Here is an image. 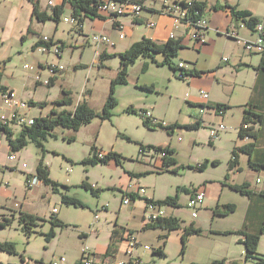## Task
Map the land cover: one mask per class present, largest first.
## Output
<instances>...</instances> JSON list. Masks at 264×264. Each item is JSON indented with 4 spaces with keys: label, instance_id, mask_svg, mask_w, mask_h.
<instances>
[{
    "label": "rangeland",
    "instance_id": "374dc122",
    "mask_svg": "<svg viewBox=\"0 0 264 264\" xmlns=\"http://www.w3.org/2000/svg\"><path fill=\"white\" fill-rule=\"evenodd\" d=\"M28 1L0 0V36L2 30L8 29L4 36L5 40L0 43V62L4 64L6 60L7 63L3 70L2 82L14 87L26 100L29 101V98L37 100L34 102L38 104L31 108L32 115H49L53 107L58 111L70 108L56 103L57 99L63 97L64 89L73 91L75 105L83 100L86 89L91 90L90 95H86L85 98L97 113H101L111 90V82L118 75L120 57L112 55L101 64V54L107 53L103 48L108 45L90 41L88 35L79 34L72 23L56 22L52 19L38 22L39 20L34 18L33 31L26 32L32 16V7L26 3ZM47 1L43 0V3ZM48 10L52 16L51 8ZM67 15H72L69 10ZM141 19L142 15L137 21L132 18L133 25H136L133 33L128 29L124 32L120 21L113 23L115 27L116 25L122 27H119V31L126 34V37L120 40L117 36L118 32L110 29L111 37L117 43L115 47L109 44L111 46L109 51L114 52L107 54L124 52L131 47L132 40L142 39L145 31L143 23L149 20L143 22ZM93 21L95 19H88L84 25L85 33L89 35L93 31L101 30L103 23V27L110 28L111 25L102 19L96 20L95 24ZM43 35L62 46L61 57L37 47L39 37ZM223 55L229 56V53L224 52ZM198 56L193 46H187L179 51L174 61L176 64L181 61L190 62V65H187L190 69ZM156 59L161 62L163 57L159 53ZM147 61L150 64L145 69L143 66ZM47 63L64 66V70L54 76L56 78L53 85L45 84L46 79L51 77L46 68ZM38 78H41L42 83ZM128 78L127 84H117L115 87L114 95L118 104L112 109L111 119L103 120L97 116L91 123L83 125L79 131L57 127L56 135L49 136L44 141L45 152L33 142L21 151L12 152L6 136L0 137V189L2 190L0 242L10 241L14 243L16 249L15 253L0 250V264H51L61 256L67 257L65 264H76L77 259L81 258L82 248L85 245L104 255L102 252L110 243L113 229L116 228L120 232L116 237L119 239L122 236V229L129 224H134L133 227L139 229L137 224L140 222V217L133 218L131 209L136 207L137 211L143 212L144 199L136 201L135 204L133 202L132 208L122 203L124 199L122 188H126L130 182L129 172L140 173L133 178L132 184H140L147 188V196L154 200H165L168 196L179 194L178 202L181 207L176 209L175 213L182 220V225L195 224L203 229L193 241L188 240L183 254L180 231L170 233L164 246V255L138 249L144 261H149L151 264H213L214 258H220V261L227 263L225 257H241L243 246L238 243L239 237L236 234L215 236L212 233L246 228L243 221L247 215L245 211L249 199L225 186L229 162L233 157L236 142L240 141L238 132L243 125L242 109L236 107L228 112L225 119L223 118L226 129L221 130L218 137L212 139L207 127L196 130L184 126L195 120L199 109L192 102L197 89L204 87L201 85L206 82V78L196 79L195 75H189L186 79H181L179 71H173L169 65L153 62L150 57H141L136 63L131 64L128 67ZM219 90L221 87L216 88V91ZM130 107H133L137 113L128 112L127 109ZM146 110L152 115V125H156L153 123L155 119L158 123L166 125L179 123V125L173 133L162 127L152 125L148 127L142 115V111ZM216 123L220 124L219 121ZM20 129L19 126L13 127L15 135H18ZM247 136H249L248 140L252 138L250 135ZM142 145L145 146L144 152L141 151ZM149 145L173 147L181 169L178 172L165 171L166 167L159 152L148 148ZM93 146L105 153L117 152L121 155L122 164L118 165L114 159L106 164L82 163L83 158L92 155ZM10 153L17 155L19 159L12 160L9 157ZM41 158L50 176L59 186L56 190L51 185L40 184L42 192L33 197L28 190L27 177L37 174ZM25 162L27 166L23 165ZM201 164H205L203 169H195ZM263 174L264 172L259 174L261 178ZM256 177L257 174H253L250 168H246L240 174L241 182L244 178H249L255 184ZM85 180L94 187H100L99 194L96 195L86 189L82 185ZM209 183H213L212 193L218 194L221 187L224 189L220 206L215 207L216 199L213 198L211 204L209 203L212 206L209 209L213 212L204 209L200 211V216L193 218L191 210L185 207L189 200L188 196L179 189L182 187L191 189ZM234 185L236 184H231L232 187ZM64 193L77 197L84 206L65 203L62 200ZM16 201L23 202L25 214H35L41 218L32 227L30 234L27 233L25 224L20 219L21 211L14 208ZM105 204L107 210L102 211L100 219L95 222L96 209ZM226 204H235L236 213L225 216L223 211ZM167 206L169 212L174 211V206ZM54 208L58 213H53ZM53 218H58L66 226H56L55 237L48 241L45 234L51 229ZM153 230H144V241L156 245L159 238L157 233L161 229ZM81 233H85L86 238L81 237ZM116 238H114L115 242H117ZM260 242L258 250L264 253V236L260 238ZM119 245L120 243L117 244L118 247Z\"/></svg>",
    "mask_w": 264,
    "mask_h": 264
},
{
    "label": "crops",
    "instance_id": "0c3cea01",
    "mask_svg": "<svg viewBox=\"0 0 264 264\" xmlns=\"http://www.w3.org/2000/svg\"><path fill=\"white\" fill-rule=\"evenodd\" d=\"M31 0H29L26 3H29L32 7V16L29 19V24L27 26L26 32L33 31L34 26V4L37 3L41 11H46L48 15L49 8H51L52 16L54 15L55 6L63 5L64 10L62 13V16L60 17V21H62L63 17L69 16L67 15V10L70 11L71 14L74 13V6L72 5L71 1L66 0H48L45 4L43 3V0L37 1L35 3H31ZM49 1L56 4L55 6H51L49 4ZM207 2V5L205 7V14L207 16L208 20V28H207V35H206V42L203 44L196 43L191 38V31L188 27L180 26L177 27L175 24V21L171 16H168L164 13H160V8L162 7V4L165 2V0H145V9L142 12V19L141 21L146 22L147 20L154 21L156 25L154 27L147 26L145 23V31L142 34V38L144 36L150 37L152 40H155L157 42H167L170 38V34L172 32L176 33V38H181L182 43L185 45V48L187 46H193V48L196 49V52L199 54L196 62L192 63V67H190V70L196 69L198 71H201L202 73L199 76H195L196 79H204L206 78V82H203L199 90L197 89V94L194 96V100L192 103L196 104L198 106L197 114L195 115V120H192L189 122V124H199L200 126L198 128H194L196 130L200 129L201 127H207L210 130L218 126L219 124L216 122H223V118L227 116V113L230 111H233L236 107H239L242 109V119L244 121V116L247 111L254 112V114H259L263 116V121H255V118L253 117L250 121V125L252 129L254 130V133L257 134V137H252L251 139H241L240 141L236 142L235 149L237 147H241L247 144H253V147H251V151H238V157L237 162L234 166H231V161L229 162V172L226 177V187H230L231 190L236 191L238 194H240L243 197H246L249 199V202L247 204V208L245 211V214H247L244 217L243 225L246 224L245 229L251 233L259 232L261 225L264 223V195L262 194V191H264V174L263 178L260 177V173L264 172V168L261 167L262 164H264V54L259 55L256 53H249L243 45L238 43L233 38H228L226 36L225 31L228 29L235 27L237 28L239 34L243 38L247 37H253V32L248 27H241L242 19L244 17L241 16H235L231 9L227 7L226 4H229L236 8V10H242V11H248L252 16L257 17L260 20H264V0H204ZM222 5L219 8H215L216 5ZM65 14V15H64ZM82 15V12L80 13ZM79 14V15H80ZM102 16V15H101ZM105 17V16H104ZM131 16H126L119 18V21L121 23V26L123 27L124 32L128 29L130 33H133L135 31V26L132 23ZM88 19H95L96 20H104L108 22L110 25L108 27H103L104 23L102 25L101 30H97L100 32H105L109 37H111V31L116 30L117 36L119 37V27L115 25L107 18H91L90 16H86L83 14V22L84 25L88 21ZM59 21V22H60ZM95 21L94 24H95ZM38 22H41L40 20ZM29 27L31 28V31H29ZM95 27V26H94ZM8 29H4L1 31L0 36V43L5 40L4 36L6 35ZM97 31H93L92 33H95ZM91 33V34H92ZM21 34H23V31H21ZM83 36L89 35L88 33H85V30L82 34ZM126 37V34H125ZM125 37L123 39H125ZM112 39V37H111ZM120 39V40H123ZM40 41V37L38 42ZM114 44H110L112 47L116 46V41L112 39ZM137 40H132L131 45L136 42ZM139 41V40H138ZM86 42V41H85ZM89 41H87L88 43ZM108 47L103 48L107 53H113L114 51L109 49L111 46L109 44ZM183 48L182 50H184ZM224 52L229 53V56H224ZM228 58V60H225L224 58ZM11 58V57H10ZM10 60V59H9ZM7 60V61H9ZM187 63V62H186ZM6 60L4 61V64L0 62V70H5L6 68ZM187 65H190V62L187 63ZM186 69L189 70L187 68ZM40 78H38V81ZM42 83V81H41ZM205 83V84H204ZM5 86H8L10 89H14V87H11L3 82ZM221 87V90L216 91V88ZM15 90V89H14ZM202 91H205L209 94V96L205 97L202 93ZM31 101H37L34 98H29V102ZM38 103V102H36ZM217 103L224 104L225 110L222 108L219 110L216 107ZM192 104V105H194ZM195 106V105H194ZM197 109V108H196ZM39 116V115H36ZM225 124V123H224ZM242 127V126H240ZM183 128V127H181ZM240 129V128H239ZM21 130V129H20ZM19 133V132H18ZM239 134V132H238ZM246 168H250V171L257 174L255 184L252 183L253 180L249 178H244L241 182L240 180V174H242ZM129 184L126 186V188H122L123 192H128V187L132 184V180L134 177L129 174ZM231 184H237V185H244L249 184V189L251 190V195L243 194L236 189L232 188ZM41 185H44L43 183ZM92 185V184H91ZM141 186V185H140ZM213 186V183H209L202 185V187L205 189L206 192V199L203 202L202 207L198 211V215L193 217L197 218L200 216L201 210H206L207 212H213L211 208L212 206L211 201L212 199H216L214 201L215 207L220 206V202L222 200L221 196L223 195L224 189L221 187L220 193H212L211 188ZM186 190L184 191L186 195L188 196V199L190 197L191 189L188 187H185ZM30 191V194L36 196L40 191L41 187L40 185L28 189ZM42 192V191H41ZM131 193V192H130ZM2 190L0 189V201L2 198ZM133 195V194H132ZM136 199H131V203L128 205L130 208L133 207L134 204L137 203L136 201L150 197L147 196V188H146V194H134ZM124 198V195H123ZM152 198V197H151ZM179 198V194H178ZM180 199V198H179ZM189 201V200H188ZM178 205L174 206V211H168L171 216H176V218L180 219L178 215H176L175 211L176 209H179L181 206H179V202L177 201ZM210 203V204H209ZM18 204V205H17ZM173 206V205H172ZM185 207L187 209H190L187 207V203L185 204ZM14 208L16 210H20V216L22 213H24V204L23 202L16 201L14 204ZM171 209V208H170ZM191 210V209H190ZM237 211V207L234 211L231 213L225 215L230 216L232 214H235ZM133 218L140 217V222L138 225L139 229H136V227H133L134 224H129L128 227L131 231L135 232L139 239L146 243L144 240V230H150L154 229L153 231L160 230L157 233V236L159 237L157 239V244H150L154 248L160 249L164 251L165 254V248L168 237L171 232L173 231H180L182 235L183 228L181 229H174L172 231H169L168 229H164L160 227H146V223L144 221V214H145V204L142 211H137L136 207H133L131 209ZM215 213V212H214ZM4 214V212H3ZM5 215V214H4ZM216 216V214H213ZM221 215V214H219ZM223 216V215H221ZM8 218V216H5ZM181 220V219H180ZM182 223V220H181ZM196 223V221H195ZM199 226V225H197ZM239 229V230H242ZM237 230V231H239ZM236 231V230H231ZM123 232L124 229H122V236L121 239L116 238L117 242H114L115 244L112 246L111 250L108 251L109 244L113 241L112 234L110 235V243L106 245V249L102 254L104 256H111V262L120 260V259H128V254L125 252L126 249V241L123 239ZM227 232V231H225ZM221 231H215L212 233V235L215 236H226V235H232L236 233H225ZM85 233H81L83 235ZM120 234V232H119ZM167 235V237H165ZM200 234H194L190 236L189 239L193 241V238L196 236H199ZM239 237L238 243L243 246L241 250V257L235 258L233 257H225L227 260V263H223L220 261V258H214L213 264H231L233 260L237 261V264H254L257 262V260L253 259H247L246 255L243 254L245 245L243 244L244 236L240 234H236ZM264 234L261 235L263 237ZM86 238V235H85ZM182 242V240H181ZM119 247L117 244H119ZM261 243V242H260ZM86 246V245H85ZM183 246V244H182ZM181 246V247H182ZM260 246V245H259ZM138 249H143L142 247H137L134 249V256L140 257L142 262L144 264H151L149 261H144L142 253L139 252ZM83 250V248H82ZM144 250V249H143ZM145 251V250H144ZM146 252V251H145ZM152 252H155L152 251ZM182 253V252H181ZM258 253L262 256L264 253L260 252L258 250ZM159 254V253H157ZM183 254V253H182ZM78 260L76 261V264H78ZM153 261V260H152ZM66 263V262H65ZM63 263V264H65Z\"/></svg>",
    "mask_w": 264,
    "mask_h": 264
},
{
    "label": "trees",
    "instance_id": "16d2710c",
    "mask_svg": "<svg viewBox=\"0 0 264 264\" xmlns=\"http://www.w3.org/2000/svg\"><path fill=\"white\" fill-rule=\"evenodd\" d=\"M72 5L74 6L75 14L76 16L79 15L81 12H85L86 16H90L92 19L93 18H106L104 16H101L98 14L97 9L91 7L89 1H72ZM207 5V2L203 1L197 4L199 8H201L203 11L205 10V7ZM227 7L231 9L233 14L235 16H241V17H250L248 21H246L247 25L252 28L256 22L261 21L255 16H252L248 11H242V10H236L235 7L226 4ZM222 5H216L215 8H219ZM64 10L63 5H59L55 7L54 10V15L50 16L46 13V11H41L38 4H34V15L35 17L40 20V21H47L49 19H52L56 22L60 21V17L62 16ZM83 21V18H82ZM29 31H31V28L29 27ZM42 42L39 41L37 43V46H39ZM1 45V44H0ZM185 48V45L182 43L181 38H169L168 41L166 42H157L155 40H152L150 37L144 36L141 40L134 42L130 48L126 49L124 52H119L115 54H107V53H102L101 54V64L104 63V60L111 57L112 55H116L120 57L121 63H120V68L118 75L116 78H113L111 82V90L110 93L108 94L107 100L105 102L104 108L102 109L101 113H97L93 107L89 104V101L85 98L86 95H90L91 90L86 89V92L84 93V98L83 100H80L78 104L75 105L74 97L72 96V90L70 89H64L63 97L61 99H57L56 103L58 105H66L70 108H65L62 111H58L55 107L52 108L51 113L49 115L43 116L39 115L36 117V120L34 123L30 126L24 125L21 127V130L19 131L18 135H15L13 131V127L8 126L6 124L0 123V137L5 135L9 146L12 149V152H17L21 151L23 148L28 146L31 142L36 143L37 146L42 148V151L45 152L46 148L44 145V141L47 140L49 136H55V129L57 127H63V128H72L75 131H79V129L85 125L89 124L92 122V120L100 116L103 120H108L111 119L113 116L112 109L115 108L118 104V100L115 97L116 93V85L117 84H127L128 83V67L131 64H134L137 62V60L141 57H150L153 62H158L160 65H169L170 68L177 72L180 71L184 75H195L199 76L202 72L198 71L196 69L192 70H187L181 69L178 67L174 61V59L179 55V51ZM161 54L163 57V60L161 62L157 61L156 55ZM150 64L149 61L144 64V68L147 69L148 65ZM4 75V71L0 70V92L7 91L10 89L8 86H5L2 82ZM180 77V76H179ZM56 77H51L49 81V85H53ZM182 79V77H181ZM149 88V87H147ZM31 104L36 106L38 103L31 101ZM216 107L221 110L222 108L225 110L224 104L217 103ZM128 112H134L137 113V111L133 108L130 107L127 109ZM145 125H148V127H151V121L149 120L148 117H146L142 111ZM255 118V121H263V116L259 114H254V112L247 111L244 116V121L242 127H240L239 131V137L241 139H244L246 135H250L252 137H257V134L254 133V130L252 129L251 125L245 126L246 124H250V121L252 118ZM179 125V123H175L172 125H166L164 123H158L156 125L152 126H157V127H162L163 129L167 130L170 133H173L175 128ZM187 128H198L200 125L199 124H187L184 125ZM145 146H141V149H143ZM251 147H253V144H247L241 147H237L233 151V157H231V166H234L237 162V157H238V151H251ZM148 148L150 149H155L156 151L165 153V155L161 156L162 163L164 167H166L165 171H173V172H178V170L181 169V165H178V160L176 157V150L171 147L170 145L163 146V145H149ZM42 152V153H43ZM92 155L85 157L82 159V163L87 164V165H97L99 163L106 164L110 160L114 159L118 165L122 164L121 161V155H119L115 151H110L108 152L104 158H99L97 156L98 153V148L96 146H93L92 148ZM173 166V167H172ZM205 164H201L200 166H197L195 169H203ZM262 168H264V164L261 165ZM37 174L41 177L42 183L51 185L54 189L58 190V182L53 179L49 171L46 169L43 163V159L41 158L39 160V164L37 167ZM132 177H136V175L140 173H132L129 172ZM82 185L86 187V189L91 190L94 194H99L101 188L100 187H94L93 185L89 184L87 180H85ZM249 184H244V185H234L232 188L236 189L237 191L251 195V190L248 188ZM182 191H185L186 188L182 187ZM123 194H126L123 192ZM262 194L264 195V191H262ZM132 199H136V197L131 195ZM62 200L71 205L75 206H84V203L78 199L77 197H73L67 193L63 194ZM161 204L164 205H173L177 206L179 201L178 196H168L165 200H157ZM236 208L235 204H226L224 205V211L223 214H229L232 211H234ZM217 212V211H216ZM21 221L24 222L25 224V229L28 234L31 233L33 230V226L38 223V219L41 220V218L35 214H30V213H22L20 216ZM52 221V227L51 229L45 234L46 239L48 241H51L55 237V227L56 226H66L61 220L58 218L51 219ZM4 225V224H3ZM164 229H168L169 231H172L174 229L178 230L183 228L184 231H182L181 235V240H182V253L185 252L188 240L190 236L194 234H200L202 233L203 229L201 227L195 226V224H190V225H185L183 226L181 223V220L176 218V216H169L168 218L164 219H159L156 223H152L147 225L146 227H160ZM225 233H236L244 236V240L242 241L243 244L245 245V255L247 259H253L257 260L256 263L254 264H263L264 263V255L262 256L261 254L258 253V248L260 244V238L261 235L264 234V223L261 225L259 232L256 233H251L245 229L239 230V231H227ZM119 235V231L115 228L112 230V239L113 241L109 244L108 246V251L111 250L112 246L115 244L114 238H116ZM85 236V234L81 235V237ZM167 237V235H165ZM116 240V239H115ZM0 250H5L9 251V253H15V245L14 243L10 241L6 242H0ZM159 253L160 255H164L163 250H155L154 254ZM232 264H237L234 262H231Z\"/></svg>",
    "mask_w": 264,
    "mask_h": 264
},
{
    "label": "built area",
    "instance_id": "2783aa9c",
    "mask_svg": "<svg viewBox=\"0 0 264 264\" xmlns=\"http://www.w3.org/2000/svg\"><path fill=\"white\" fill-rule=\"evenodd\" d=\"M40 0H31V2L35 3ZM66 1H74V0H66ZM76 1H89L91 7L96 8L99 15L105 16L112 23H116L119 21V18L125 16H131L136 21L141 17L142 12L145 8V0H76ZM204 0H165L160 8V13H164L168 16H171L175 21L177 27H188L191 31V38L199 44H203L206 42L207 28H208V18L205 14V10L203 11L201 8L197 6L200 2ZM51 6H55L53 2L49 1ZM56 7V6H55ZM75 10V8H74ZM75 13V12H74ZM82 15L72 14L71 16H66L62 18V21L72 23L75 27V30L79 31V34H83L84 31V22L82 21ZM250 17H244L241 23V27L250 28L246 21H248ZM119 25V23H117ZM145 24L148 26L154 27L155 22L149 20ZM120 28H122L119 25ZM253 32V37L243 38L239 34L237 28L232 27L225 31L226 36L228 38L235 39L238 43L243 45V47L249 53H256L259 55L264 54V20L256 22L252 28H250ZM176 33L173 32L170 34V38H176ZM120 39L125 37L124 33H119ZM88 39L96 44H112L113 41L111 37H109L105 32H95L91 35H88ZM40 41L42 42L39 46H37L40 50L45 52H53L58 56H62V46L59 43H56L53 39L48 36H40ZM228 60V58H224ZM187 63L184 61L179 62L177 65L181 69L186 68ZM29 66V64H26ZM51 77L55 76L59 71L64 70L63 65H58L57 63H47L46 67ZM179 76L182 79H186L189 75H184L179 71ZM46 79L45 84H49L50 78ZM41 80V78L39 79ZM42 81V80H41ZM205 97L209 96V94L205 91H202ZM1 102H0V123L6 124L11 127L19 126L22 127L24 125H32L36 120V115H32L31 102L21 97L16 90L8 89L7 91L0 92ZM144 115L149 118L151 121L152 115L149 110L143 111ZM152 123V121H151ZM154 124H157V120H153ZM250 124H246L245 126H249ZM226 129V125L221 122L218 126L211 130L212 139L217 138L219 132L221 130ZM249 136H245L244 139H248ZM142 152L145 149H141ZM107 153L102 150H98L97 156L99 158H104ZM165 155V153L161 152L160 157ZM9 157L12 160H18L19 157L17 155L10 153ZM24 166H27V163H23ZM42 179L38 174H31L27 177V186L29 189L35 188L42 184ZM128 192L125 191L124 199L122 203L124 205H129L131 203V195L132 194H146V188L140 186V184H131L128 187ZM131 192V193H130ZM206 199V192L202 186L191 188V193L189 197V201H187V207L191 209L193 212V217L198 215L199 209L202 207L203 202ZM18 205V204H17ZM168 206L161 204L157 200H154L151 197L146 198L145 200V214L144 221L146 225L156 223L160 218H168L171 216L168 212ZM107 210V204L102 205L96 209L95 214V222L100 219V214L102 211ZM53 213H58V210L54 208ZM123 239L126 241V249L125 252L128 254V259H120L114 260L111 262V256L100 255L95 252V250L90 249L89 246H84L81 258L78 260V264H144L140 257L134 256V249L137 247H142L146 252L154 251L157 248H154L150 244H145L142 242L138 235L131 231L130 228L124 229ZM245 253V250H244ZM66 256H61V258L53 260L51 264H63L66 262ZM29 264V263H26ZM264 264V263H263Z\"/></svg>",
    "mask_w": 264,
    "mask_h": 264
}]
</instances>
